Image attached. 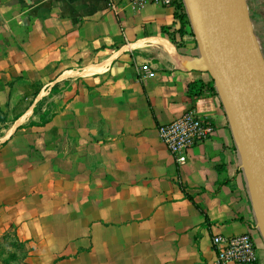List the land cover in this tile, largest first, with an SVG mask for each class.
I'll list each match as a JSON object with an SVG mask.
<instances>
[{"label": "crops", "instance_id": "obj_1", "mask_svg": "<svg viewBox=\"0 0 264 264\" xmlns=\"http://www.w3.org/2000/svg\"><path fill=\"white\" fill-rule=\"evenodd\" d=\"M189 20L180 36L169 6L0 0V242L15 231L26 263L218 264L213 235L250 231L264 264L234 123ZM191 109L216 130L179 164L157 128Z\"/></svg>", "mask_w": 264, "mask_h": 264}, {"label": "water", "instance_id": "obj_2", "mask_svg": "<svg viewBox=\"0 0 264 264\" xmlns=\"http://www.w3.org/2000/svg\"><path fill=\"white\" fill-rule=\"evenodd\" d=\"M184 1L211 63L215 62L234 123L258 226L264 235V82L238 39L234 0ZM243 5L246 21L256 40L245 0Z\"/></svg>", "mask_w": 264, "mask_h": 264}, {"label": "built area", "instance_id": "obj_3", "mask_svg": "<svg viewBox=\"0 0 264 264\" xmlns=\"http://www.w3.org/2000/svg\"><path fill=\"white\" fill-rule=\"evenodd\" d=\"M129 3L158 4L173 7L184 0H128ZM141 70L146 75L150 73L149 65L143 64ZM159 137L173 155L177 163L187 160V153L194 146L209 140L215 133V124L207 118L200 117L193 109L185 112L174 120L162 123L157 128ZM212 245L217 254L218 264H254L258 260V248L252 233L226 236L215 234Z\"/></svg>", "mask_w": 264, "mask_h": 264}, {"label": "bare ground", "instance_id": "obj_4", "mask_svg": "<svg viewBox=\"0 0 264 264\" xmlns=\"http://www.w3.org/2000/svg\"><path fill=\"white\" fill-rule=\"evenodd\" d=\"M233 13L235 16L236 31L240 44L243 47L248 58L250 59L251 63L253 64L256 72L264 82V60L261 56V53L259 52L257 42L253 37V34L251 33L248 23L246 21L243 0H234ZM214 72L217 78L219 79L217 70H215ZM219 85L223 90L220 79H219Z\"/></svg>", "mask_w": 264, "mask_h": 264}, {"label": "rangeland", "instance_id": "obj_5", "mask_svg": "<svg viewBox=\"0 0 264 264\" xmlns=\"http://www.w3.org/2000/svg\"><path fill=\"white\" fill-rule=\"evenodd\" d=\"M247 14H249L250 26L256 37L259 50L264 58V0H249V6L246 4ZM251 17V18H250ZM4 120L3 114L0 112V121ZM12 232V231H11ZM13 237L7 238L3 245L4 253L1 259H9L12 253H18L16 245L13 244ZM18 259L11 264H19Z\"/></svg>", "mask_w": 264, "mask_h": 264}, {"label": "trees", "instance_id": "obj_6", "mask_svg": "<svg viewBox=\"0 0 264 264\" xmlns=\"http://www.w3.org/2000/svg\"><path fill=\"white\" fill-rule=\"evenodd\" d=\"M246 4L249 6V0H245ZM175 16L176 18L179 20L180 22V27L177 30L180 36H184L185 34H187V25L189 24L190 20H189V13L187 11L186 8H184V2L179 3L176 6V10H175ZM251 18V17H250ZM171 39L173 40V42H176L175 38L173 36H171ZM203 87V82L200 83ZM193 86H195V84H191L189 85V93L192 91ZM2 113V111H0ZM13 237V244L16 245V248L18 250V253H12L11 257L9 259H3V263L4 264H11V262H13L14 260L18 259L20 261L19 264H28L25 262L26 257L29 254V250L30 248L27 247V243L21 241L16 232L12 231V232H7L1 239V246L3 248V243H5V241L7 240V238ZM3 242V243H2ZM4 253V250L2 252V254ZM1 254V255H2Z\"/></svg>", "mask_w": 264, "mask_h": 264}]
</instances>
